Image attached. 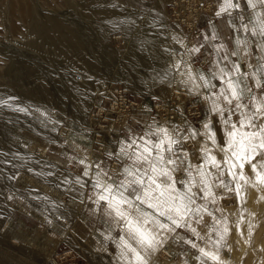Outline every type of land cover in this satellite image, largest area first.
<instances>
[{
	"label": "rangeland",
	"instance_id": "obj_1",
	"mask_svg": "<svg viewBox=\"0 0 264 264\" xmlns=\"http://www.w3.org/2000/svg\"><path fill=\"white\" fill-rule=\"evenodd\" d=\"M25 1L28 17L18 20L13 0H0V101L6 102L0 103V264H141L136 254L143 264H264V186L247 163L235 178L222 164L220 175L205 166L204 151L223 161L229 131L224 119L239 129L248 117L246 133L264 127V0H245L250 11L234 35L218 18L225 30L220 39L217 32L209 35L216 7L186 29L175 0ZM47 25L68 40L45 33ZM221 68L227 75L220 76ZM227 80L243 95L240 108L221 98L222 118L212 111V100ZM165 131L176 141L171 152L167 143L162 152L155 148ZM144 147L153 158L137 162ZM260 151L253 159L256 170L264 165ZM158 154L164 157L158 167L175 169L171 195L195 201L189 204L191 227L159 229L157 222L174 228L158 214L167 204L154 209L137 199L144 198ZM198 167L210 197L204 196ZM145 170L142 186L130 183ZM158 182L171 183L162 176ZM105 185L132 202L131 208L122 206L127 219L164 237L161 245L142 246L125 219L97 202ZM201 247L219 260L202 257Z\"/></svg>",
	"mask_w": 264,
	"mask_h": 264
},
{
	"label": "snow or ice",
	"instance_id": "obj_2",
	"mask_svg": "<svg viewBox=\"0 0 264 264\" xmlns=\"http://www.w3.org/2000/svg\"><path fill=\"white\" fill-rule=\"evenodd\" d=\"M229 7L232 5L229 4ZM223 11V9H221ZM192 51L198 52L199 49H193ZM236 71H239V67L236 66ZM227 75L225 70L223 68L220 69V76ZM201 79H204L203 76L200 77ZM226 87L221 89L219 94L215 97V99L212 100V111L214 113H218L220 117H224V113L226 111L225 108H222L219 101L221 98H223V101L227 105H232L234 101H236L235 108L241 107V97L243 95V91L238 90L239 85L235 83L234 81L227 80L224 81ZM205 86H208V82L205 81ZM212 87H215L213 85ZM250 91V89H249ZM251 99V97H250ZM0 103H6L5 101H0ZM19 111L23 112L25 109L20 108ZM257 110L259 111V106H257ZM261 115H264V112L261 113ZM225 125L228 126L229 131L227 132V146L222 147L221 151L224 153V159L223 161H218L217 158L214 155H211V150L208 148H205V166L210 164L213 168H216L220 170L219 174L224 175V169L222 168V164L227 166V174L232 177H237V169H243L245 167V164H249L252 166L253 170L256 171V182L259 185H264V165H261V170H256L255 165L253 164V159L257 155V150H261L259 155L264 156V127L260 129V133H246L243 131V128L247 126V123H250V120L248 117H245L244 121H241L240 128L238 129L235 124L231 123L230 119H224ZM205 130L208 133V138L211 141L213 145L216 144V138L211 133L210 126L206 123L204 125ZM163 131V130H162ZM196 136V133H192V137L194 138ZM259 138V143H254V140ZM137 142L135 140L132 141V144L128 145L129 148L132 147V145L136 144ZM147 143V142H145ZM167 143L168 151H172V145L176 143L175 140L171 139V137L168 136L167 132L165 131V139L162 140L159 144L155 145V148L159 150V152H162L163 145ZM121 151L123 152L124 149L122 148ZM146 154V155H145ZM151 151L148 147H144L142 153L137 152L135 156V160L137 162L139 161H148L151 158ZM164 162V157L162 155H157L155 157V161L151 164L150 170L153 173V175L148 176V188L145 189L144 192V198H141L140 196H137V199L140 200V203L147 204L148 207L157 209L159 205L161 204H167L166 210H159L158 214L162 217H166L170 222L171 225L174 226V228L170 227L168 224L159 223L157 222V226L159 229L164 231H172L174 229H179L182 227H191L190 224L187 223V217L190 211H193L189 208V204L195 203V201L192 199L191 195L185 194L180 196H172L171 193L176 192L175 184L177 181H173V177L171 172L175 169H168L166 167H158L159 164ZM81 164H83V161H80ZM169 165L175 164L176 162L173 160H168L166 162ZM147 171L141 175V177L134 179L133 181H130V183H135L137 185H143L144 180L143 176L147 175ZM197 171L200 174L201 177V183L204 184V196L210 197L212 196L211 189L208 186V181L204 179L205 172H203L199 167L197 168ZM125 172L132 176L133 173L130 169H125ZM165 177L167 181H170L171 183L162 184L161 182H158L159 177ZM240 180H245V176L240 173L239 174ZM251 181H247L246 183H250ZM182 183V181H180ZM154 186V187H153ZM96 187H101V184L99 180H97ZM193 185L190 183L188 185V192L191 193ZM240 187L239 185L237 186ZM158 192L159 195L157 197H153L152 193ZM167 194V199L161 201L160 197H165ZM11 199V197H9ZM152 199H156L157 203L153 204L150 201ZM264 200V197L261 198ZM174 201H178V203H175ZM187 201V203L185 202ZM97 202H105L108 205V208L115 213L116 217L118 219H125L127 221V226L130 230H133L136 234V236L139 237V242L142 246H146L147 248H154L157 245H161L163 243L164 237H158L157 235H154L153 233L144 230L141 231L140 228H137L133 225L132 220L127 219V213L123 210L122 206L127 205L129 208L132 207V202L130 200H127L123 193H114L112 185H105L103 186V193L99 194L97 197ZM197 214L199 210L197 209ZM171 213H174L172 215ZM147 222V221H145ZM199 222V221H197ZM219 223V221H217ZM191 231L199 237L196 233L195 228H191ZM227 232V229H225V234ZM221 240L224 239V235H221ZM122 245L124 247H129V245L125 241H121ZM193 247H197L195 243L192 245ZM130 251H133L135 253L134 249L129 248ZM200 255L204 258L210 259L211 261H218L219 256L217 254L212 253L211 251H205L203 247L200 248ZM136 260L140 261L141 264H143V261L141 260V257L136 254Z\"/></svg>",
	"mask_w": 264,
	"mask_h": 264
},
{
	"label": "crops",
	"instance_id": "obj_3",
	"mask_svg": "<svg viewBox=\"0 0 264 264\" xmlns=\"http://www.w3.org/2000/svg\"><path fill=\"white\" fill-rule=\"evenodd\" d=\"M231 4L232 6L229 7L228 5ZM217 9H219V13L216 15V19H225V22L227 23V29L229 32H236L237 25H239L240 21L242 22L244 20V16L247 15V12L250 11V8L245 0H227L224 2V0H221L219 4L215 6ZM223 9V11H221ZM218 20H211V23L207 22L209 25V35L211 37H215L216 32L218 33L216 36V39H220L219 33H222V31L225 32L224 28L221 27V23ZM225 26V25H223ZM236 33H235V36ZM238 38V37H237ZM236 38V39H237ZM214 39V38H213ZM239 41H237V44ZM213 79L217 77H212ZM151 155V159H152Z\"/></svg>",
	"mask_w": 264,
	"mask_h": 264
},
{
	"label": "built area",
	"instance_id": "obj_4",
	"mask_svg": "<svg viewBox=\"0 0 264 264\" xmlns=\"http://www.w3.org/2000/svg\"><path fill=\"white\" fill-rule=\"evenodd\" d=\"M216 2L217 0H175L173 5L175 6L174 11L182 18L181 22L183 26L189 29L188 26L194 24L198 15L202 11L213 10L216 6Z\"/></svg>",
	"mask_w": 264,
	"mask_h": 264
},
{
	"label": "bare ground",
	"instance_id": "obj_5",
	"mask_svg": "<svg viewBox=\"0 0 264 264\" xmlns=\"http://www.w3.org/2000/svg\"><path fill=\"white\" fill-rule=\"evenodd\" d=\"M13 12L14 15L19 18L18 20H26L28 17V13H29V6L28 3L25 0H13ZM33 20V19H32ZM30 23V22H29ZM31 24V23H30ZM49 31H51L53 33L56 32L57 33V41H66L68 40L65 36L66 33L62 32V33H58L60 31L54 29L52 26L47 25L45 28V33H50ZM55 33V34H56ZM52 35V34H51ZM65 35V36H64ZM54 36V35H52ZM39 39V38H38ZM44 40V39H43ZM48 41V40H47ZM238 50V49H237ZM240 54V52L238 53V55ZM162 131V129H161ZM167 131V130H166ZM264 186V185H263ZM262 193H264V187L262 188ZM259 209L260 211L264 210V200L262 202H260L259 204ZM262 229L264 230V226L262 227ZM264 232V231H263ZM259 240V239H258ZM258 241L256 242L255 246L257 245Z\"/></svg>",
	"mask_w": 264,
	"mask_h": 264
}]
</instances>
